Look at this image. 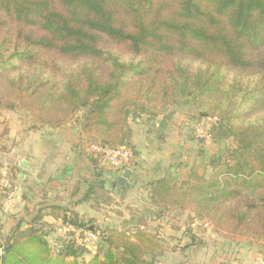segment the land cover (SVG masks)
Wrapping results in <instances>:
<instances>
[{"label":"trees","instance_id":"obj_1","mask_svg":"<svg viewBox=\"0 0 264 264\" xmlns=\"http://www.w3.org/2000/svg\"><path fill=\"white\" fill-rule=\"evenodd\" d=\"M172 107L197 125L213 118L209 140L191 137L209 169L150 181L157 215L187 212L264 245V0H0V109L49 129L74 121L87 145L126 146L133 162L128 120L150 131ZM83 150L103 189L117 172ZM61 220L98 231L97 251L84 257L69 228L51 245L18 219L0 232V264H157L145 231Z\"/></svg>","mask_w":264,"mask_h":264},{"label":"rangeland","instance_id":"obj_2","mask_svg":"<svg viewBox=\"0 0 264 264\" xmlns=\"http://www.w3.org/2000/svg\"><path fill=\"white\" fill-rule=\"evenodd\" d=\"M165 115L169 117L167 119L168 124L165 123L163 127L162 123L164 121H162L161 124L159 123L160 125L152 127L150 131L140 127L143 124L129 119L128 123L132 126L131 133L147 137V143L151 144L150 137L155 139L164 128L166 130L163 134L166 132L168 138H170L167 141L171 142L175 138L179 140L184 136L189 138L193 136L194 138L196 137L194 135L195 128L201 127L206 130L209 126L207 121H202L198 125L192 123L183 118L178 110L173 107L166 111ZM163 116L160 115L157 118L159 122ZM164 119L166 120L165 117L162 118V120ZM41 126L34 124L30 117L21 111L14 112L0 109V232L3 234L21 216L15 211L16 207L14 206L16 197L18 199L20 194L25 192L22 191L21 182L17 177V173L21 170L18 164L19 159L31 158L32 152L38 149L36 145L39 147L42 143L40 140L43 137L46 140L43 144L45 150L47 152L55 151L54 159L57 162L65 161L68 155L67 151L70 150L77 152L80 149L82 150L80 152L84 155L83 149L89 144V140L82 132L80 125L74 121L54 129ZM37 138H40V140ZM127 144L133 146L132 143L128 142ZM209 146H214V144L211 142ZM217 147L219 148V145H215L213 149ZM187 156L185 153V159ZM197 157L193 164L189 163L190 170L196 174H205V170L208 172L209 169L206 165L207 158L201 160L199 153ZM31 177L33 178V176ZM74 178L71 179L70 183H73ZM176 179L179 181V177ZM61 180L69 181L66 175ZM4 182L7 184L6 187H3ZM141 189L125 192L122 190L117 191L110 203H106L103 198L102 204L105 203L103 204L104 220L101 226L103 228L113 227L128 232L142 230L154 236L160 245L158 248L160 255L158 254L156 257L157 264H264L263 244L217 233L206 219L192 218L186 212H183L184 214L177 213L173 218H164L162 221H154L152 218H147V221L141 219L145 211L144 208H146L144 206L146 193ZM10 192L13 194V202L11 208L5 212L1 209V202L4 196ZM8 219H11L10 227L7 226L5 221ZM138 220L144 222H138ZM97 242L90 243L89 253H85L84 257L89 258L97 251Z\"/></svg>","mask_w":264,"mask_h":264},{"label":"crops","instance_id":"obj_3","mask_svg":"<svg viewBox=\"0 0 264 264\" xmlns=\"http://www.w3.org/2000/svg\"><path fill=\"white\" fill-rule=\"evenodd\" d=\"M162 118L160 121H164L162 123L164 127L165 123L168 124L167 119L169 117L166 116V120H162ZM140 127L147 130L142 125ZM165 130L166 128L162 129L161 134L155 139L148 136L151 138V144L147 143V137L131 133L130 142L135 147L134 160L128 168L131 173L123 186L117 184L116 187L113 186V183L116 182L120 174H103L99 177V180L105 182L103 189L99 186L100 184L94 186V184L97 185L95 183L96 177L93 176L94 166L86 156L82 155L80 152L82 150L67 151L68 155L65 161L57 162L54 159L55 151L47 152L45 150L43 145L46 142L45 138L43 137L41 140L37 138L42 143L39 147L36 145L38 149L32 152L31 158H20L18 162L20 166V162L25 160L27 168L24 169L20 166L21 170L17 173L18 180L21 182V189L25 192L21 193L18 199L16 197V201L14 200L15 211L21 215L16 220L22 219V223L39 228L45 234L48 242L53 243L51 245H56L66 237L68 230L61 220L64 214L74 213L79 220H91L96 226L102 227L101 224L104 220L103 204L105 203L102 204L101 192L105 191L112 202L113 195L117 191H136L139 188H142L146 193L144 204L146 208H144L145 211L141 219L147 221V218H152L154 221H162L164 218H173L177 213L184 214L185 212L173 210L157 215V211L151 204L149 183L164 176H170L174 180L179 177L180 182L190 170L189 163L193 164L197 160L201 146L187 136L179 140L175 138L171 142L167 141L170 138L166 132L163 134ZM185 153L186 156L189 154L186 159ZM65 175L69 181L61 180ZM73 178V183H70ZM5 221L10 227L11 219ZM138 222L144 221L138 220Z\"/></svg>","mask_w":264,"mask_h":264},{"label":"built area","instance_id":"obj_4","mask_svg":"<svg viewBox=\"0 0 264 264\" xmlns=\"http://www.w3.org/2000/svg\"><path fill=\"white\" fill-rule=\"evenodd\" d=\"M205 121L211 122L213 121V118H206ZM154 125L157 126L158 123L156 122ZM194 135L197 138L206 139V140L210 138V134L201 127L195 128ZM87 147L91 152L98 155L100 160L105 165H107L110 169L114 170L118 174H121L124 169L129 168L132 162V158H133L132 151L126 146L105 148L98 144H90L87 145ZM6 186L7 184L6 182H4L3 187ZM12 202H13V194L12 192H10L6 194V196L3 198L1 202L2 204L1 209L6 212L11 208ZM67 228H69L74 232L75 237L77 238L76 240L80 244H84L88 248L91 242L98 241V237H99L98 231L94 232L89 229H82V228L74 229V228H70V226H68Z\"/></svg>","mask_w":264,"mask_h":264},{"label":"water","instance_id":"obj_5","mask_svg":"<svg viewBox=\"0 0 264 264\" xmlns=\"http://www.w3.org/2000/svg\"><path fill=\"white\" fill-rule=\"evenodd\" d=\"M20 166L22 168H26L27 162L25 160H22L20 162ZM130 173H131L130 169H128V168L124 169L123 172L117 177V180H116L117 184L119 186H123L125 181H126V179L129 177Z\"/></svg>","mask_w":264,"mask_h":264}]
</instances>
